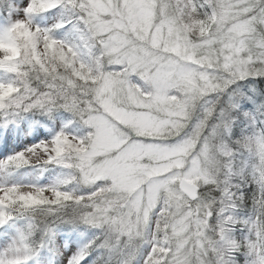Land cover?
I'll list each match as a JSON object with an SVG mask.
<instances>
[{
	"label": "snow or ice",
	"instance_id": "snow-or-ice-1",
	"mask_svg": "<svg viewBox=\"0 0 264 264\" xmlns=\"http://www.w3.org/2000/svg\"><path fill=\"white\" fill-rule=\"evenodd\" d=\"M0 264H264V0H0Z\"/></svg>",
	"mask_w": 264,
	"mask_h": 264
}]
</instances>
